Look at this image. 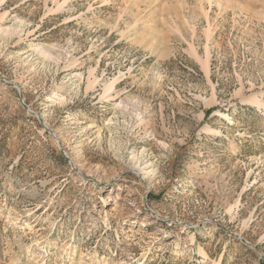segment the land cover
<instances>
[{"label": "rangeland", "instance_id": "rangeland-1", "mask_svg": "<svg viewBox=\"0 0 264 264\" xmlns=\"http://www.w3.org/2000/svg\"><path fill=\"white\" fill-rule=\"evenodd\" d=\"M262 106L264 0H0V264H264Z\"/></svg>", "mask_w": 264, "mask_h": 264}, {"label": "bare ground", "instance_id": "bare-ground-1", "mask_svg": "<svg viewBox=\"0 0 264 264\" xmlns=\"http://www.w3.org/2000/svg\"><path fill=\"white\" fill-rule=\"evenodd\" d=\"M256 101H257V98H256V97H252V99L250 100V102H252V103H254V102H256ZM261 110H264V106L261 107ZM216 114L218 115L219 113H216ZM235 147H236V144L234 143L233 148H235ZM205 255H206V254H205V251H201V253H200V257H201V258H204ZM216 264H220V262L217 261Z\"/></svg>", "mask_w": 264, "mask_h": 264}, {"label": "trees", "instance_id": "trees-1", "mask_svg": "<svg viewBox=\"0 0 264 264\" xmlns=\"http://www.w3.org/2000/svg\"><path fill=\"white\" fill-rule=\"evenodd\" d=\"M212 113H213V111H211V110L206 112V117H209Z\"/></svg>", "mask_w": 264, "mask_h": 264}]
</instances>
